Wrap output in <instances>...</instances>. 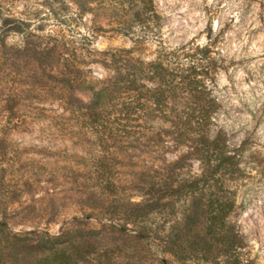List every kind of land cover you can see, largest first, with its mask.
<instances>
[{
  "label": "rangeland",
  "instance_id": "rangeland-1",
  "mask_svg": "<svg viewBox=\"0 0 264 264\" xmlns=\"http://www.w3.org/2000/svg\"><path fill=\"white\" fill-rule=\"evenodd\" d=\"M151 5L150 16L136 0H0V223L34 237L70 232L87 264L225 261L204 218L194 233L183 225L208 196L146 192L164 176L177 185L202 174L173 134L198 128L199 111L152 101L140 111L157 83L130 82L138 59L208 46L218 107L206 128L238 157L214 191L236 202L233 257L264 264V0Z\"/></svg>",
  "mask_w": 264,
  "mask_h": 264
},
{
  "label": "trees",
  "instance_id": "trees-1",
  "mask_svg": "<svg viewBox=\"0 0 264 264\" xmlns=\"http://www.w3.org/2000/svg\"><path fill=\"white\" fill-rule=\"evenodd\" d=\"M136 1L142 8V14L155 15L152 0ZM211 54L208 46L187 44L155 61L138 59L134 79L130 82L136 85L147 79L157 83V88L147 90L143 101L137 99L140 111H148L151 101L158 111H163L160 109L162 106L169 111H199L195 118L198 128L176 129L173 134L178 135L179 141L190 145L187 146L191 150L190 155L197 157L202 165V174L191 180L176 181L177 185L164 181V176L159 183L150 185L146 192L169 196L183 192L190 199L208 196L209 201L204 206L201 203L203 212L199 210L201 205L191 203L183 225L193 226L190 231L194 233V228L198 230L199 220L204 224V218L207 222L204 237L211 236L219 244L222 256L226 257L225 261L216 264H240L238 258L233 256L241 248L242 241L230 221L236 202L229 197L228 192L214 191L216 181L238 168V157L230 151L222 133L211 134L206 128L212 119V112L218 107V100L210 87L213 83ZM135 92L137 96H143L139 89ZM152 205L142 206L131 216L140 217L139 212ZM69 235L70 232L60 236L44 234L34 237L33 233L19 235L10 232L6 224L0 223V264H87L88 259H81L72 251ZM195 238L204 239L198 235Z\"/></svg>",
  "mask_w": 264,
  "mask_h": 264
}]
</instances>
